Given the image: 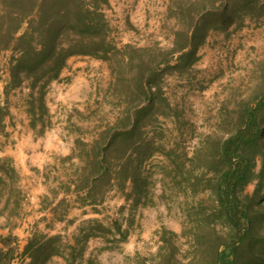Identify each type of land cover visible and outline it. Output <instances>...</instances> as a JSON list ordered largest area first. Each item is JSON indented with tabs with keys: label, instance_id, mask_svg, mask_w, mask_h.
<instances>
[{
	"label": "rangeland",
	"instance_id": "1",
	"mask_svg": "<svg viewBox=\"0 0 264 264\" xmlns=\"http://www.w3.org/2000/svg\"><path fill=\"white\" fill-rule=\"evenodd\" d=\"M199 2L108 0L104 13L110 29L109 40L117 49L129 45L142 50L143 61L152 67L162 57L168 58L166 65L155 67L158 77L151 85L152 101L147 104L134 98L137 93L134 56L132 62H128V55L124 59L115 55L110 62L73 57L59 79L46 87L47 114L43 117L42 132L41 123L30 127L27 84L4 95L11 52L0 54V108L7 110L4 130L0 131V157L11 159L19 171L20 187L25 194L22 213L8 224L15 229L18 264H25L20 253L33 232L62 235L72 244L80 227L94 219L105 225L118 220L127 236L117 244L102 238L89 239L83 264L87 260H92V264H134L137 256L155 254L157 234L162 229L181 233L185 191L177 184L172 158L181 153L185 159L190 158L201 137L216 130L220 102L234 89L247 91L259 80L264 66V16L259 19L252 10H239V19L227 30L207 32L190 66L175 67L178 54L166 55L174 46L176 34L187 28L188 13L195 22L204 14ZM179 5L183 11L178 9ZM76 73H81L82 82L71 87ZM146 105L149 106L143 117L137 115L136 144L128 143L126 157L136 160L134 165L138 163L139 173L147 183L134 188L131 181H126L123 189H112L103 204L96 207L97 212L89 206L78 207L73 197L68 196L70 208L66 220H52L51 208L64 195L61 185L82 166L76 157L64 160L78 151L76 142L90 143L102 129L118 123L123 113L135 115ZM188 166L186 161L185 168ZM53 190L57 192L55 200ZM42 197H47L45 212L41 211ZM135 199H139L137 203ZM4 225L7 226V221L0 218V230ZM178 244L185 252L183 238ZM49 264L63 261L53 258Z\"/></svg>",
	"mask_w": 264,
	"mask_h": 264
},
{
	"label": "trees",
	"instance_id": "2",
	"mask_svg": "<svg viewBox=\"0 0 264 264\" xmlns=\"http://www.w3.org/2000/svg\"><path fill=\"white\" fill-rule=\"evenodd\" d=\"M199 1L204 14L195 22L188 13L187 28L176 34L174 46L166 55L178 54L175 67L179 69L191 65L209 30H227L234 25L239 10H252L259 19L264 16V2L259 0ZM0 5V54L11 52L4 95L27 84L30 127L41 123L40 132L44 130L46 87L59 79L73 57L110 62L115 55L121 59L128 55V62H132L134 56V98L147 104L152 101L151 85L158 77L155 67L166 65L168 58L162 57L152 67L143 61L142 50L129 45L117 49L109 40L104 13L108 0H0ZM178 9L183 11L180 5ZM148 106L140 107L132 116L123 113L118 123L102 129L90 143L76 142L78 151L64 160L76 157L82 166L61 185L64 195L51 208L52 220H66L68 196L78 207L89 206L97 212L96 207L112 189H123L126 181L134 188L147 183L138 163L134 165L136 160L127 158L126 151L128 143L136 144L137 115L143 117ZM6 111L0 108V131L4 130ZM184 157L181 153L172 158L177 184L185 191L182 231L179 235L159 231L155 254L137 256L134 264H264V66L259 80L247 91L234 89L225 96L218 109L216 130L201 137L190 158ZM20 180L11 159L0 157V216L6 218L10 230L9 222L23 209L25 194ZM52 193L55 200L57 192ZM44 199L47 197L42 200L41 211L48 209ZM126 236L118 220L105 225L94 219L80 227L72 244L62 235L33 232L20 255L25 264H49L53 258H60L63 264H83L89 239L117 244ZM180 238L187 246L185 252L180 250ZM15 241L11 233L0 238V264H11L15 259Z\"/></svg>",
	"mask_w": 264,
	"mask_h": 264
},
{
	"label": "crops",
	"instance_id": "3",
	"mask_svg": "<svg viewBox=\"0 0 264 264\" xmlns=\"http://www.w3.org/2000/svg\"><path fill=\"white\" fill-rule=\"evenodd\" d=\"M69 63V62H68ZM75 67H77L76 65L74 66V68ZM77 75H76V77H75V79H73L72 80V85H71V87L73 86V87H76L77 85H78V83L81 81L82 82V78H81V73H76ZM43 198V197H42ZM40 204V203H39ZM43 212V211H42ZM45 212V211H44ZM1 218V220L2 221H4V222H6V218L4 217V216H1L0 217ZM17 230V229H16ZM9 233H11L12 235H14L15 234V229H9L8 227H5V225L2 227V230H0V235L1 236H5L6 234H9ZM11 264H18V262H17V259H14L13 261H12V263Z\"/></svg>",
	"mask_w": 264,
	"mask_h": 264
}]
</instances>
